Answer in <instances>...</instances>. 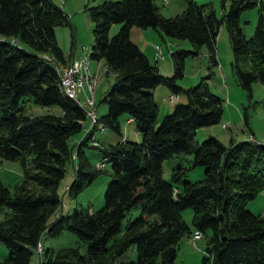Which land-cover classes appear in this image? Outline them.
Segmentation results:
<instances>
[{"label":"trees","instance_id":"16d2710c","mask_svg":"<svg viewBox=\"0 0 264 264\" xmlns=\"http://www.w3.org/2000/svg\"><path fill=\"white\" fill-rule=\"evenodd\" d=\"M90 1L84 5L93 22L89 57L102 58L105 74L114 73L115 79L100 98L107 110L71 143L75 132L85 129L86 113L60 86L54 62L65 64L72 52L74 43L66 55L55 34L57 25H70L69 14L53 0H0V156L19 159L23 166V179L13 191L0 180V240L8 249L0 264H28L34 251L41 264H175L179 238L195 229L205 234L208 227V253L201 264H264V210L246 208L264 188V141L231 136L224 144L210 134L194 143L196 128L218 121L223 111V97L203 77L187 87L177 83L185 57L197 50H171L173 68L164 73L130 37L133 25L152 26L196 46L206 43L214 65L216 34L224 20L236 80L250 89L252 81H264V0H221L220 16L209 1L186 0L174 15H163L155 0ZM252 6L257 7V17L252 34L246 36L239 14ZM114 21L120 25L110 35ZM159 83L172 92L184 90L187 100L175 102L158 121L152 89ZM26 95L41 104L57 103L61 112L29 114L23 106ZM122 112L132 116L142 136L91 143L111 166L103 204L63 210L66 192L76 195L105 170V164L90 165L83 145L99 123L120 132ZM179 152H189L193 164L204 165L202 178L175 186L172 179L178 180L182 171L179 163L171 180L163 176V159ZM69 161L73 179L60 194L58 186ZM186 206L193 208V228L181 214ZM132 207L139 213L126 217ZM64 229L76 233L85 245L83 252L77 246L44 247L42 234L56 235ZM131 246L136 258L118 260Z\"/></svg>","mask_w":264,"mask_h":264},{"label":"rangeland","instance_id":"374dc122","mask_svg":"<svg viewBox=\"0 0 264 264\" xmlns=\"http://www.w3.org/2000/svg\"><path fill=\"white\" fill-rule=\"evenodd\" d=\"M68 12L70 25L68 23L59 24L55 28V34L58 44L62 47L64 53L67 55L72 48H76V57H79L83 53L82 45L86 44L88 47L91 45L93 39L92 25L93 22L88 15L84 5L87 0H53ZM100 0H92L90 3H96ZM197 2L209 1L215 8L218 16L222 14L223 6L221 0H196ZM160 12L163 15H174L182 11L185 6L186 0H155ZM257 17V7L252 6L244 8L239 14V23L246 36L252 34L254 25ZM120 22L114 21L110 24L109 34H113L119 27ZM135 29H149L156 33V40L150 41L151 46L154 47L156 58L158 61L162 60L165 66L171 65L172 59L170 51L175 48H188L196 49V53L188 54L184 59V73L177 78V83L182 87H187L191 84H195L203 79H206L207 84L211 90L217 92L223 97V111L220 119L210 124L200 125L196 128L193 142L197 143L206 136L213 134L221 139L224 144H228L232 137L236 139H242L249 137V132L252 131L254 138L259 141H264V81L254 80L252 81L251 88L247 89L237 82L235 72L233 71L231 60L232 50L229 41V34L227 26L224 20H222L218 26V32L216 34V50H217V64H210L208 48L206 43H202L198 46L193 45L188 38H177L168 36L162 33L159 35V31L155 27H140L133 25L130 31ZM152 29V30H150ZM151 33V32H150ZM137 36L132 32V37L136 39ZM141 36V35H139ZM131 37V36H130ZM149 37V34H148ZM142 41L147 39V36L141 37ZM135 42V41H134ZM142 45V44H141ZM157 45L160 46V50H157ZM143 46V45H142ZM156 47V49H155ZM154 55V53H153ZM153 55H149L152 62L156 59ZM93 62L95 59L90 58ZM210 64L211 68H208ZM103 67V66H102ZM211 71V76H206V73ZM163 72V71H162ZM168 72H171L168 70ZM164 73H167L164 72ZM115 79L112 73H107L98 78L95 85V102L97 105V113L101 114L105 112L108 105L105 101L100 100L105 90L109 87L111 82ZM165 87L172 92L170 86L159 83L156 86V95L154 98L158 104V112L156 119L159 121L161 117L171 111L175 105V102L186 101L187 96L184 90L180 89L176 91V96L173 99H166L162 94L160 95V88ZM170 93V92H169ZM83 99V93H80ZM160 96V98H159ZM26 99L23 100L24 111L29 114H39L44 112H56L61 111V107L57 103L41 104L35 102L31 96L26 95ZM169 103V107L166 104ZM127 112H122L119 116L121 131L105 126V128H96L97 139L91 138L87 144H84L85 153L90 160V165L93 167L96 163L101 160L102 154L97 147H93L91 143L101 141L104 144L108 142H116L118 140H140L141 132L136 135V128L134 121L127 122L125 117ZM89 121V118L87 119ZM85 132L78 130L75 134H81ZM103 132L107 134L104 135ZM74 134V135H75ZM84 134V133H83ZM70 142L75 141L70 139ZM76 154L74 155L75 158ZM191 154L189 152H179L172 156L166 157L162 161V174L167 179L171 180V173L174 167L177 168L179 163L182 167L178 180H173L175 186L181 185L183 180H196L204 176V165L193 164L190 161ZM192 163V164H191ZM76 164V163H75ZM98 167V165H96ZM95 167V166H94ZM100 167V166H99ZM111 166L108 161H105V170L100 171L96 176L86 184L76 195H70L66 192L64 200L65 211H71L74 207L81 208L89 206L91 208H98L103 204L104 201V190L107 186L108 181L111 178L110 174ZM23 179V166L19 159H9L0 156V180L10 190H14V186L21 182ZM73 179V165L71 161L66 163L65 174L62 177L58 191L63 194V185H67ZM62 208V207H61ZM246 208L253 212H259L264 210V188L260 189L259 192L246 203ZM139 213V208L132 207L127 213L126 217H133ZM182 217L184 220L192 225L193 208L186 206L181 210ZM2 212H0V217ZM52 217V216H51ZM126 217L123 219L122 227L119 233L123 230L124 222ZM211 233V228H206L205 234L199 237H193V233L183 234L177 243L176 255L174 257L175 264H201L202 256L207 254L206 238ZM41 240L44 247H51L57 250L61 247L77 246L79 251L83 252L85 249L84 243L78 238L75 232L69 229H64L62 232L56 235L42 234ZM8 249L3 241L0 240V258L6 256ZM136 249L131 246L124 251L118 258L120 259H135ZM28 264H41V257L39 252L34 251Z\"/></svg>","mask_w":264,"mask_h":264},{"label":"built area","instance_id":"2783aa9c","mask_svg":"<svg viewBox=\"0 0 264 264\" xmlns=\"http://www.w3.org/2000/svg\"><path fill=\"white\" fill-rule=\"evenodd\" d=\"M166 1V0H164ZM83 53L79 57H71L65 64L60 62L58 59H54L56 68L60 75V86L63 90L71 97H73L79 104H81L86 113L87 119L89 121L84 122V130L88 131L92 125L97 121V107L95 102V85L98 78L105 74L106 66L101 67L98 71H92L90 69V57H89V47L86 44L82 45ZM157 50H160V46L157 45ZM86 87V91L83 94V99L80 96L79 91ZM176 96L175 92L168 94V99H173ZM98 123V122H97ZM100 128L105 126L99 123ZM249 137L254 138L252 134ZM75 155V153L73 154ZM104 161H99L100 166H104ZM68 185H63L64 191L67 190ZM65 195H63L62 206L64 205ZM193 237L202 236V231L195 229L193 232ZM37 250H42L41 241L37 242Z\"/></svg>","mask_w":264,"mask_h":264},{"label":"crops","instance_id":"0c3cea01","mask_svg":"<svg viewBox=\"0 0 264 264\" xmlns=\"http://www.w3.org/2000/svg\"><path fill=\"white\" fill-rule=\"evenodd\" d=\"M146 28V27H145ZM140 29H135L134 31H130V35H131V38H132V40L133 41H135L138 45H139V47L148 55V57H149V55H153V53H154V55H153V57H155V62H156V64L158 65V67H159V69L161 70V71H163V72H166L167 71V73H170V72H168V70H170V71H172V68H173V64L171 63V65H168V66H165L164 64H163V61L162 60H160V61H158L157 60V58H156V54L157 53H155V51H154V47L153 46H151L152 45V43L150 42V41H153V40H156V38H157V35H156V33L155 32H153V31H148L149 29H144L143 31H139ZM150 30H152V29H150ZM157 30V29H156ZM132 32H134L137 36H134V37H136V39L137 40H135L133 37H132ZM151 32V33H150ZM148 34H149V37H148ZM139 35H141V36H139ZM143 35H145V36H147V39L145 40V41H142L141 39V37L143 36ZM159 35H161L162 36V34L159 32ZM74 44H75V41L73 42ZM143 46H142V45ZM71 49V48H70ZM155 49H156V47H155ZM169 51H171V50H169ZM75 53H76V48H72V52H71V55H70V58L71 57H76V55H75ZM69 58V59H70ZM150 59V58H149ZM102 66H105V63H104V60L102 59V58H100V59H98V60H95V61H93V62H91L90 61V69L92 70V71H98ZM113 75H114V73H112ZM158 85V84H157ZM156 85V86H157ZM163 85V84H162ZM156 86H154L153 87V89H152V91H153V95H156ZM85 91H86V87L84 86L80 91H79V93H85ZM169 92L171 93V91L170 90H168L167 88H165V87H161L160 88V95L162 94L166 99H168L167 98V96H168V94H169ZM176 94V93H175ZM159 98H160V96H159ZM169 100V99H168ZM96 107H97V105H96ZM166 107H169V103L168 104H166ZM61 112V111H60ZM98 114V113H97ZM125 120L127 121V122H130V121H133V118H132V116H130L129 114H127V116L125 117ZM84 122H87V117H86V119H85V121ZM99 128V127H98ZM97 128V129H98ZM105 128V127H104ZM101 129H103V128H101ZM82 130H83V128H82ZM84 131V130H83ZM96 128H94L93 129V131L91 132V135H92V137L91 138H94V139H97V137H96ZM84 133V132H83ZM83 133H79V134H75V135H73L72 136V141L73 140H75V141H79L82 137H83ZM104 133V135L105 134H107L106 132H103ZM137 134H139V132L136 130V135ZM250 134H252L253 136H254V134H253V132L252 131H250L249 132V134L248 135H250ZM255 137V136H254ZM98 140V139H97ZM99 142H101V141H99ZM65 200V199H64ZM62 208H63V210L65 209V207L64 206H62Z\"/></svg>","mask_w":264,"mask_h":264}]
</instances>
